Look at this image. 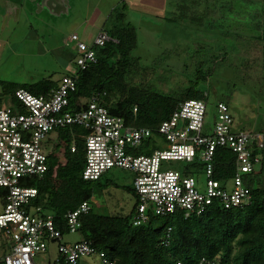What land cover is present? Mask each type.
<instances>
[{"label": "built area", "instance_id": "built-area-1", "mask_svg": "<svg viewBox=\"0 0 264 264\" xmlns=\"http://www.w3.org/2000/svg\"><path fill=\"white\" fill-rule=\"evenodd\" d=\"M112 40L105 30L91 44L77 34L71 35L75 70L66 74L51 93L37 95L22 88L15 93L17 107L10 104L0 108V189L5 199L0 213V264H79L83 257L94 254L104 264H113L89 242L68 245L52 214L41 208H27L38 190L27 186L24 179H42L47 173L48 153L43 145L57 129L81 126L88 132L84 180L97 181L113 169L133 175L137 195L134 226L147 223L151 217L169 218L176 213L185 218L203 215L215 202L225 209L250 204L252 194L245 181L261 170L264 132L235 130L227 104H217V120L211 126L206 122V102L187 100L161 123L156 133L128 125L122 117L112 115L102 105L99 93L82 102L86 107L70 108L78 73L97 64L96 48ZM142 148L150 154H140ZM218 148H227L236 156L235 174L223 183L215 178L214 157ZM172 161L187 164L199 161L204 184L196 179L197 171L186 175L178 170H165L164 163ZM94 202L97 203L92 197L65 215L69 234L78 232L82 215L92 209ZM50 242L57 243L58 257L44 262L38 257L48 252ZM198 264L215 263L202 258Z\"/></svg>", "mask_w": 264, "mask_h": 264}, {"label": "trees", "instance_id": "trees-1", "mask_svg": "<svg viewBox=\"0 0 264 264\" xmlns=\"http://www.w3.org/2000/svg\"><path fill=\"white\" fill-rule=\"evenodd\" d=\"M171 1L175 8L171 21H188L204 28L208 20L218 14L222 0ZM261 1L262 33L255 41L264 59V0ZM108 20H112V24L106 32L113 40L96 48L97 64L78 73L77 90L70 96L71 109L86 107L82 102L99 93L102 105L112 115L122 117L128 125L149 128L155 133L161 123L187 100H204L208 109L210 93L205 86L210 84L216 63L229 58L227 47L220 48V53L224 51L222 54H213L207 46L199 45L193 55L196 60L186 64L184 70L191 77L188 86L167 95L159 92L150 81L156 70L141 66V59L134 56L138 34L128 22L126 3L117 5ZM225 35L230 36L229 33ZM68 56L72 58L75 53L72 51ZM57 87V82L43 79L30 85H18L14 91L25 88L41 95L51 93ZM15 93L12 102L17 107L19 101ZM55 132L59 143L56 152H48L47 173L42 179L33 177L24 181L38 190L37 197L29 201L27 208H41L52 214L56 228L65 236L69 234L65 215L113 183L109 180L102 183L108 172L97 181L83 179L88 135L83 127L73 126ZM139 153L150 154V151L142 148ZM262 154L261 170L246 177L245 184L252 197L250 204L243 208L225 209L215 202L203 215L185 218L176 213L169 218L151 217L147 223L134 226L132 219L137 195L134 189L128 188L136 199L131 212L127 215L105 214L92 207L81 217L77 233L82 239L78 242L91 243L113 264H198L202 258L215 264H264V149ZM235 161L236 156L231 150L218 148L214 157L215 178L222 183L230 180L235 174ZM195 171H202L199 161L185 165L182 173L193 175ZM157 224L162 225L155 228Z\"/></svg>", "mask_w": 264, "mask_h": 264}, {"label": "rangeland", "instance_id": "rangeland-1", "mask_svg": "<svg viewBox=\"0 0 264 264\" xmlns=\"http://www.w3.org/2000/svg\"><path fill=\"white\" fill-rule=\"evenodd\" d=\"M67 1L66 11L57 14L44 5V0H0V108L13 104L18 85L43 79L59 83L73 72L76 62L75 56H68L73 49L69 37L77 34L91 44L101 30L109 31L112 20L108 17L125 2L128 22L138 34L134 56L141 59V66L156 70L150 81L159 92L174 94L188 86L191 77L184 70L186 64L196 60L193 55L199 45L207 46L213 54H222L220 48L225 46L229 58L216 63L210 84L205 86L210 93L206 122L215 124L217 104L223 101L229 106L235 130L264 132V59L255 41L262 33L261 0H222L218 14L204 28L188 21H171L175 11L171 0ZM58 143V134L51 132L44 142V151L56 152ZM185 165L189 164L165 162L164 169L183 172ZM195 177L204 184L200 171ZM106 180L113 184L95 196L97 204L92 203L93 207L105 214H129L136 204L128 190L133 189V175L113 169L102 183ZM2 193L0 190V213L5 205ZM81 239L76 233L65 235L63 241L71 245ZM57 257L58 245L50 242L48 252L38 259L49 262ZM79 264L104 263L94 254L83 257Z\"/></svg>", "mask_w": 264, "mask_h": 264}, {"label": "flooded vegetation", "instance_id": "flooded-vegetation-1", "mask_svg": "<svg viewBox=\"0 0 264 264\" xmlns=\"http://www.w3.org/2000/svg\"><path fill=\"white\" fill-rule=\"evenodd\" d=\"M38 1V0H36ZM65 1L67 0H44V5L45 6H49L51 12H56L57 14H60V13H64L67 9L68 6H63L62 4L63 3H66ZM59 2H62L60 4H58Z\"/></svg>", "mask_w": 264, "mask_h": 264}, {"label": "water", "instance_id": "water-1", "mask_svg": "<svg viewBox=\"0 0 264 264\" xmlns=\"http://www.w3.org/2000/svg\"><path fill=\"white\" fill-rule=\"evenodd\" d=\"M66 3H63V6H68V1H65Z\"/></svg>", "mask_w": 264, "mask_h": 264}, {"label": "crops", "instance_id": "crops-1", "mask_svg": "<svg viewBox=\"0 0 264 264\" xmlns=\"http://www.w3.org/2000/svg\"><path fill=\"white\" fill-rule=\"evenodd\" d=\"M60 3H62V2H59L58 4H60ZM69 4V3H68Z\"/></svg>", "mask_w": 264, "mask_h": 264}]
</instances>
